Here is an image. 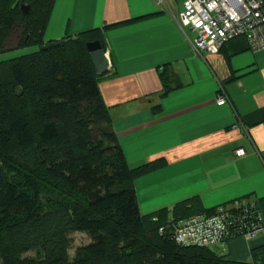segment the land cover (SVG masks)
Segmentation results:
<instances>
[{"label": "trees", "instance_id": "trees-1", "mask_svg": "<svg viewBox=\"0 0 264 264\" xmlns=\"http://www.w3.org/2000/svg\"><path fill=\"white\" fill-rule=\"evenodd\" d=\"M55 2L0 0V46L14 33L15 50L36 48L11 61L0 76V153L28 157L25 165L40 159L60 187H46L30 168L25 172L0 159V264H227L229 253L177 245L171 237L175 224L219 206L206 210L196 197L141 214L134 183L166 163L128 164L100 92L107 74H97L87 50L94 41L105 50L99 31L65 37L42 50L51 44L45 34ZM24 6L30 7L28 15ZM161 78V98L180 87L166 71ZM30 86L41 99L31 113L15 103ZM160 110L156 107L155 113ZM29 119H36L37 126ZM236 201L246 202L247 210L238 219L264 230V199L247 196L220 206ZM74 234L86 235L90 243L71 257ZM240 235L237 230L234 238ZM252 255L255 263L264 264V247Z\"/></svg>", "mask_w": 264, "mask_h": 264}, {"label": "crops", "instance_id": "crops-1", "mask_svg": "<svg viewBox=\"0 0 264 264\" xmlns=\"http://www.w3.org/2000/svg\"><path fill=\"white\" fill-rule=\"evenodd\" d=\"M179 2L168 10L157 0H56L45 34L48 43L103 35L110 67L100 92L126 160L166 163L134 183L142 215L196 197L206 210L264 199V49L237 38L198 54L188 40L195 33L178 25ZM164 71L180 87L161 98ZM222 92L228 103L218 106ZM238 149L247 155L237 158ZM261 247L264 232L235 238L225 262L259 264L252 252Z\"/></svg>", "mask_w": 264, "mask_h": 264}, {"label": "built area", "instance_id": "built-area-1", "mask_svg": "<svg viewBox=\"0 0 264 264\" xmlns=\"http://www.w3.org/2000/svg\"><path fill=\"white\" fill-rule=\"evenodd\" d=\"M156 4L171 10L169 0H157ZM181 4L183 9L177 17L178 25L184 32L190 29L195 33L196 37L193 40L188 37V40L198 54L218 52L237 38L245 39L252 52L264 49V0H183ZM227 103L226 95L220 93L217 105ZM234 154L243 158L247 152L238 149ZM245 203L236 201L219 206L211 214L182 220L173 226L171 237L177 245L199 244L226 256L228 244L235 239L237 230H241L238 238L247 242L254 241L264 232L259 226L238 219L239 212L247 213Z\"/></svg>", "mask_w": 264, "mask_h": 264}, {"label": "rangeland", "instance_id": "rangeland-1", "mask_svg": "<svg viewBox=\"0 0 264 264\" xmlns=\"http://www.w3.org/2000/svg\"><path fill=\"white\" fill-rule=\"evenodd\" d=\"M183 0H180L179 3H182ZM173 5V2H171ZM15 34L13 33L11 37L9 38L8 44H3L0 46V76L1 78L3 77V74L8 72V66L10 65V62L13 60H17L19 58H24L26 56H29L33 52L35 53L36 48L33 47H25L20 50H15V45H16V38L14 36ZM192 38H195V34L192 33L191 35ZM5 41V39H4ZM5 43V42H4ZM5 76V75H4ZM31 90L29 91L20 93L18 97V100H16V106L20 108V110H23L24 112H34L35 109L40 108L39 105L41 102V99L37 96L38 94L35 93L34 91L36 89H33L34 86H30ZM34 90V91H33ZM23 96V97H22ZM30 112V113H31ZM31 124L36 127L37 126V121L36 119H29ZM8 153H4L1 151L0 153V159H5L6 161L11 162L13 165L20 167V169L24 170L27 172L30 168V172L34 175L35 178H37L39 181H41L46 187H53L57 190H59V186L56 184V181H53L49 176L47 172V168L43 163L41 162L40 159H37L34 162L28 163L29 165H25L30 159L27 157H21L15 153H11L7 155ZM23 158V159H22ZM27 160V161H26ZM11 239V238H10ZM73 239V250H71L70 255L71 257L74 256L75 251L86 244L90 243L89 238L84 235V234H74L72 236Z\"/></svg>", "mask_w": 264, "mask_h": 264}, {"label": "water", "instance_id": "water-1", "mask_svg": "<svg viewBox=\"0 0 264 264\" xmlns=\"http://www.w3.org/2000/svg\"><path fill=\"white\" fill-rule=\"evenodd\" d=\"M23 11L25 15L29 14L30 7L24 6ZM57 46L56 43H51L48 46L42 47V50H47ZM87 50L90 53L91 60L99 76L106 75L110 67V59L100 41H94L87 44Z\"/></svg>", "mask_w": 264, "mask_h": 264}]
</instances>
